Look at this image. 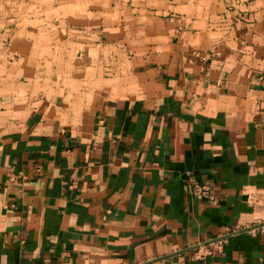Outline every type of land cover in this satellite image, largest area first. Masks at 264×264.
I'll return each instance as SVG.
<instances>
[{
  "label": "crops",
  "instance_id": "crops-1",
  "mask_svg": "<svg viewBox=\"0 0 264 264\" xmlns=\"http://www.w3.org/2000/svg\"><path fill=\"white\" fill-rule=\"evenodd\" d=\"M261 12L207 47L182 19L131 90L1 124L0 264H264Z\"/></svg>",
  "mask_w": 264,
  "mask_h": 264
},
{
  "label": "rangeland",
  "instance_id": "rangeland-1",
  "mask_svg": "<svg viewBox=\"0 0 264 264\" xmlns=\"http://www.w3.org/2000/svg\"><path fill=\"white\" fill-rule=\"evenodd\" d=\"M258 8L264 16V0H0V127L31 108L79 113L131 90L146 56L181 38L182 19L207 47L233 12Z\"/></svg>",
  "mask_w": 264,
  "mask_h": 264
},
{
  "label": "built area",
  "instance_id": "built-area-1",
  "mask_svg": "<svg viewBox=\"0 0 264 264\" xmlns=\"http://www.w3.org/2000/svg\"><path fill=\"white\" fill-rule=\"evenodd\" d=\"M186 188L192 190L198 195L206 196L211 199L214 198L212 187L210 183L207 181L199 182L194 179H189ZM251 229L252 231H257L258 229H260L261 231L264 232V224H261L259 226H254Z\"/></svg>",
  "mask_w": 264,
  "mask_h": 264
}]
</instances>
